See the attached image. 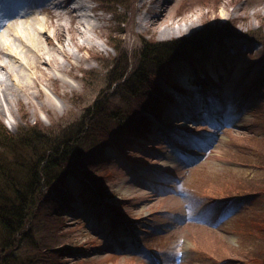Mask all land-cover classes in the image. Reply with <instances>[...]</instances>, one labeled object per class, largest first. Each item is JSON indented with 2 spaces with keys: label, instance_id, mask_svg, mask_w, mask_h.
Returning <instances> with one entry per match:
<instances>
[{
  "label": "rangeland",
  "instance_id": "374dc122",
  "mask_svg": "<svg viewBox=\"0 0 264 264\" xmlns=\"http://www.w3.org/2000/svg\"><path fill=\"white\" fill-rule=\"evenodd\" d=\"M61 1L69 15L52 20L55 26L64 24L65 32H54L53 46L44 42V47L58 53L56 49L64 44L70 53V59L58 53L53 65L64 68L61 77L67 83L42 79L31 92H19V102L0 108L8 113L7 117L0 113V122L12 134L26 133L36 122L52 129L46 132L52 137L79 127L107 85L102 63L109 65L110 59L104 58L112 57L114 62L120 57L113 47L119 38L131 56L132 49L136 48V55L142 52L141 37L163 42L191 38L210 24L215 29L237 23L238 33L259 29L264 33V0H142L141 4L129 0L124 6L118 2L115 14L101 11L109 8L111 0H84L94 10L88 20L102 25L91 32L83 27L82 18L76 22L67 9L74 0ZM97 15L105 19L98 21ZM144 15L149 21L141 27L138 20ZM125 27L127 33L119 31ZM206 62L198 74L187 64L179 67L177 91L168 94L179 104L161 122H152L149 140L129 135L133 141L126 143L131 144L126 147L128 160L139 164L109 151L105 187L107 194L115 195L114 201H96L79 182L70 183L78 200L63 212L62 224L50 219L46 229L63 235L72 254L62 253L47 263L264 264V244L258 250L250 238L264 236L253 224L264 213V46L228 39ZM51 70L47 73L54 77ZM101 70V80H89L81 72ZM195 79L200 84L209 79L217 86L202 90ZM0 81L11 82L1 72ZM38 89L45 97L37 96ZM197 149L195 157L189 156ZM250 182L254 185L246 186ZM118 205L131 220L117 217ZM131 225L138 228L130 231Z\"/></svg>",
  "mask_w": 264,
  "mask_h": 264
},
{
  "label": "trees",
  "instance_id": "16d2710c",
  "mask_svg": "<svg viewBox=\"0 0 264 264\" xmlns=\"http://www.w3.org/2000/svg\"><path fill=\"white\" fill-rule=\"evenodd\" d=\"M117 2L123 6L130 3ZM237 26L233 23L213 29L210 24L191 38L169 42L141 37L142 52L136 55L135 50L131 56L119 53L124 41L115 40L112 45L120 57L114 58V62L111 57L109 65L102 63L107 71L105 89L100 90L93 107L87 109L81 125L60 136H48L46 132L52 129H44L41 123L28 126L26 133L12 134L0 122V264H69L61 260L47 263L62 253H72L65 237L50 233L46 225L54 218L62 224L63 212L78 200V193L71 189L70 183L79 182L96 201L114 197L107 194L105 187L110 177L109 151L128 160L126 147L131 144L126 143L133 141L130 136L149 140L152 122L162 121L177 108L179 102L169 99L168 94L171 89L177 91L179 67L187 64L197 74L204 71L206 60L227 39L257 41L264 46L262 29L241 34ZM84 77L101 80L103 75L84 72ZM201 85L209 88L206 81ZM114 209L120 218H130L121 213L119 205ZM41 216L43 220L39 221ZM262 221L264 213L254 218L253 224L264 232ZM247 232L254 235L253 230ZM250 238L258 250L264 244L262 235ZM248 258L254 260L252 255Z\"/></svg>",
  "mask_w": 264,
  "mask_h": 264
},
{
  "label": "bare ground",
  "instance_id": "6f19581e",
  "mask_svg": "<svg viewBox=\"0 0 264 264\" xmlns=\"http://www.w3.org/2000/svg\"><path fill=\"white\" fill-rule=\"evenodd\" d=\"M143 2L140 0V4ZM117 3V0H114L109 8H104L101 11L115 12L114 9ZM64 8H66V6L62 5L61 0L52 1L49 8L45 4L39 2L24 6V4H14L11 0H0V72L5 75L7 82L8 80L11 81L8 82V85H6L5 82L0 81V108L2 110H5L6 107L10 108L13 102H19V92H31V89H36L39 82H42V79L53 82L60 78V82H66L61 77V70L64 68L61 66L53 68V65L55 64L54 62L57 61L56 55L58 53L68 57V59L72 58L70 53L64 50V44L62 47L56 49L58 53L54 49L46 50L44 47V42L53 46L54 38L51 35L54 32H65L66 26L64 24L61 23L59 26H55L52 20L54 17H57L60 18V21L65 18L63 16L69 15L68 11H63ZM67 9H69L70 14L74 17L76 22L81 18L84 20L82 25L88 30V32L95 31L99 27H102L100 23L99 25H93L88 20L90 17L88 15L89 11L94 12L92 5H90L88 1L80 3L74 0ZM41 14L46 17L42 18ZM97 16L98 21H103L105 19L102 16ZM138 21L141 27L142 25L145 26L149 21V16H141ZM126 28L127 27H125V29L122 28V32L127 33ZM79 29L82 30L81 27H79ZM165 30H163L162 35L165 33ZM79 33L81 34L83 32L80 31ZM134 36L137 37V40L140 39L139 35ZM86 39L89 42L92 41V38L89 35H86ZM153 39L157 40L154 37ZM108 42L110 43V38L108 39ZM135 50L136 48L131 50L133 54ZM118 52H121L122 54L127 53L123 47H121ZM103 57L106 56L102 55V58ZM108 57L105 59H111V57ZM49 69H52V74L55 72L53 74L54 77L48 75L47 70ZM81 72L83 76L84 72L104 75L102 70L101 72ZM37 96L45 97V94L42 90L38 89ZM0 113L3 117H7L8 115V113L5 112ZM200 147H202V145H199L197 148L201 151ZM199 150L197 149L196 152L189 154V156L195 157ZM216 158L219 159V155H216ZM177 160H182V157L177 158Z\"/></svg>",
  "mask_w": 264,
  "mask_h": 264
}]
</instances>
